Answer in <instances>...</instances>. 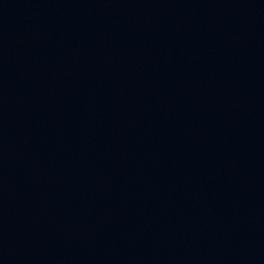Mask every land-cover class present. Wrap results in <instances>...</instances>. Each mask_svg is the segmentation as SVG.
Listing matches in <instances>:
<instances>
[{
  "label": "water",
  "instance_id": "1",
  "mask_svg": "<svg viewBox=\"0 0 264 264\" xmlns=\"http://www.w3.org/2000/svg\"><path fill=\"white\" fill-rule=\"evenodd\" d=\"M0 264H264V0H0Z\"/></svg>",
  "mask_w": 264,
  "mask_h": 264
}]
</instances>
